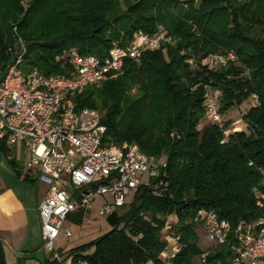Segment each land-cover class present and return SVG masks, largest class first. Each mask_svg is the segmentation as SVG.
Instances as JSON below:
<instances>
[{
    "label": "trees",
    "instance_id": "trees-1",
    "mask_svg": "<svg viewBox=\"0 0 264 264\" xmlns=\"http://www.w3.org/2000/svg\"><path fill=\"white\" fill-rule=\"evenodd\" d=\"M124 2L127 9L120 12L117 0H0V77L22 50L17 39L25 48V68L71 76L75 69L63 57L70 49L105 58L115 43H129L139 31L152 35L164 26L177 40L167 45L168 59L162 48L144 52L139 63L126 58L101 87L80 89L74 101L77 109L104 111L111 143H135L150 156L165 153L166 167L134 191L122 215L116 211L106 218L109 231L69 253L74 264L158 261L166 246L160 232L175 215L182 248L174 262L192 264L203 252L196 225L188 222L198 210H215L233 228L264 216L254 191L264 194V0ZM222 50L235 52V62L243 67L229 62L215 69L202 63L192 68V58ZM207 84L221 89L222 114L258 95L260 105L242 117L248 132L230 133L222 142L218 125L197 129ZM0 150L10 151L5 138ZM23 179L34 183L28 175ZM81 222L79 217L76 223ZM231 255L225 244L209 251L203 264H229ZM0 264H8L1 241ZM43 264L61 262L45 259Z\"/></svg>",
    "mask_w": 264,
    "mask_h": 264
},
{
    "label": "built area",
    "instance_id": "built-area-1",
    "mask_svg": "<svg viewBox=\"0 0 264 264\" xmlns=\"http://www.w3.org/2000/svg\"><path fill=\"white\" fill-rule=\"evenodd\" d=\"M175 42L160 26L152 35L138 32L129 43L113 46L105 58L83 55L72 48L63 57L75 69L73 75L46 76L37 68H22L25 48L20 40L22 50L0 77V139L25 147V171L35 172L38 181L47 186L38 211L43 249L53 254L52 260L62 259L57 239L72 236L68 225L71 215L81 212L83 220H90L100 200L98 215L110 216L127 204L129 195L139 186H148L166 167L164 158L154 160L135 143H111L102 114L94 108L77 109L76 93L100 85L109 72L121 70L126 58L139 61L144 52ZM207 58L215 67L227 66L237 57L229 50ZM195 61H190L192 67ZM220 96V88L204 85V115L223 129L227 139L231 131L225 128L227 120L220 110ZM250 99L252 106L259 105L257 94ZM258 202L264 206V194H260ZM188 222L202 229L213 245L230 244L229 264L264 263V216L251 222L241 220L233 228L215 210L200 209ZM176 223L177 219L168 217L162 229L166 246L158 261L145 264H176L174 259L182 248ZM208 253L205 250L200 254L202 262Z\"/></svg>",
    "mask_w": 264,
    "mask_h": 264
},
{
    "label": "rangeland",
    "instance_id": "rangeland-1",
    "mask_svg": "<svg viewBox=\"0 0 264 264\" xmlns=\"http://www.w3.org/2000/svg\"><path fill=\"white\" fill-rule=\"evenodd\" d=\"M179 1H183V0H179ZM194 1H195V3L200 2V0H194ZM24 2L25 1H22L23 6H24ZM117 2H118V6H119L118 7L119 11L120 12L126 11V9H127L126 2H124V0H117ZM183 6H184V8H187L185 4ZM176 14L178 15L179 12L177 11ZM160 26L164 27L162 25H159L158 27H160ZM139 32H141V31H139ZM169 36L172 38L170 33H169ZM20 40L21 39H17V42H20ZM175 41H177V40H175ZM17 42L15 43L16 46L18 44ZM116 44H119V43H115L114 45H116ZM161 48H162V53H163L164 57L166 59H168V57H167V46L166 47L162 46ZM149 51H153V50H149ZM222 51H224V52H217V53H225L229 50H222ZM211 54H216V53H211ZM211 54H208L206 56H210ZM206 56L204 58H202L201 60H196L195 61L196 66L192 67V68H197L198 65L201 66V63L206 65V67L210 68V69H215V68L221 67L218 65H216L214 67L212 61H210ZM56 59H59V56H56ZM136 62L139 63L140 59H139V61H136ZM233 64L236 67H243L237 61L236 62L233 61ZM222 67H225V66H222ZM22 68H25V67L22 66ZM243 74L248 75V72L245 71ZM102 83H103V81L100 83V85L94 86V87L99 88V87H101ZM88 87H90V86H88ZM132 93H135L134 89H133ZM253 94H256V93H253ZM251 96H252V94H251ZM251 102H252V100L250 98H248L243 103L239 104L238 106H233L230 109H228L226 112L223 113L224 119L227 120L226 123L228 124L226 128L229 129L231 131V133L236 132V131H240V130L241 131L246 130V132H248L247 126L244 123L242 117L246 113V111L252 106ZM259 105H260V101H259ZM96 109L100 113H104L103 110H100L98 108H96ZM207 125H213V124L206 119L205 115H203V117L200 119V121L198 123L197 129L202 130ZM234 128H237V129H234ZM224 140H226L225 135L222 139V142ZM6 145H7L8 149L10 150L8 155H5V153L0 150V194L5 192V190H10L12 193H15L17 195L24 194V196H20V198L23 199L25 203L29 202L27 197L30 198L32 201L36 202L38 199H40L39 197L41 195L42 196L44 195L47 186L38 180H37V182L35 181V183H30V182L24 180L23 179V176H25L24 175V173H25L24 164H25L26 157H27V151H26L25 147H23V146L21 147V144H17L15 146V145L8 144L7 142H6ZM160 156L162 158H166L165 153H162ZM160 156H153L154 160H157L158 159L157 157H160ZM11 159H14L15 164L11 163V161H10ZM254 191H255V195H256L257 199H259L260 194H261L260 189L255 188ZM133 193L129 195V198L127 199V204H129L132 201V199L134 198ZM99 203H101V201L97 200L95 203V209L98 207ZM127 204L123 208L118 210L119 214L122 215L126 211V209L128 207ZM173 216L174 215H170L169 220L170 219L176 220L174 218L175 216L174 217ZM70 226H71L70 228L72 230V236L70 238H64L63 236H60L56 241L57 250H59L61 248L60 252L61 253L63 252L62 254H60L62 257L61 260H65V259H67V257H69V255H70L69 249L70 248L77 246V245H80V244H83V243H87V242L105 234L107 231H109L111 229V225L107 222L105 217L99 216L96 211L93 213L90 220H84V224L79 225V224L73 223ZM120 226H122V224ZM30 229H31V231H30V242H29L30 246H28L25 250L33 251V254H35L37 258L38 257L40 258L41 256H43V254L49 253V252H45L46 250H44L42 248L43 247V240H41V238L39 236L38 226L37 225L30 226ZM196 232L199 236V246L203 251L209 250L210 252H212L218 248V246L213 245V243L209 241V239L205 236L204 231L202 229H200L199 227H196ZM160 238H161V240H163L165 242L164 233L162 230L160 232ZM3 249H4L6 262L9 264L15 263L14 259L16 258L17 254L14 251H12V249L9 248L7 244L3 245ZM203 263L204 262H202L200 259V255L194 256L192 259V264H203ZM75 264H82V261L76 262ZM259 264H264V263L260 262Z\"/></svg>",
    "mask_w": 264,
    "mask_h": 264
},
{
    "label": "crops",
    "instance_id": "crops-1",
    "mask_svg": "<svg viewBox=\"0 0 264 264\" xmlns=\"http://www.w3.org/2000/svg\"><path fill=\"white\" fill-rule=\"evenodd\" d=\"M25 173L29 178H31V180H34V183L35 181L37 182L38 179L35 172L25 171ZM46 191L47 187L45 193ZM45 193L43 196L41 195L39 197L40 199H38L36 202L27 197L29 201L27 203H25L24 200L20 198V196H24V194L17 195L15 193H12L10 190H5V192L0 194V241L2 242V245L7 244L8 247L17 254L16 258L14 259L15 263L11 264H43V261L45 259H49L50 261H52V253H45L40 258H37L36 255L33 254V251L25 250L28 246H30V226H38L39 236L41 240H43L41 234V219L38 211V205L39 202L44 198ZM97 208L95 209V211L97 210ZM79 217L82 218L81 212H76L71 215L68 225L70 226L73 223L77 224L76 220ZM82 224H84L83 218L82 222L79 225ZM60 250L61 248L57 251L62 254L63 252L61 253ZM72 259V256L69 255L67 259L58 262H61V264H71L73 263Z\"/></svg>",
    "mask_w": 264,
    "mask_h": 264
},
{
    "label": "bare ground",
    "instance_id": "bare-ground-1",
    "mask_svg": "<svg viewBox=\"0 0 264 264\" xmlns=\"http://www.w3.org/2000/svg\"><path fill=\"white\" fill-rule=\"evenodd\" d=\"M237 129V128H236Z\"/></svg>",
    "mask_w": 264,
    "mask_h": 264
}]
</instances>
